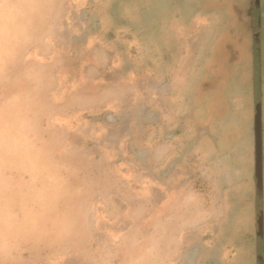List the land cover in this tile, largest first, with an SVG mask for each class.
<instances>
[{
  "label": "rangeland",
  "instance_id": "1",
  "mask_svg": "<svg viewBox=\"0 0 264 264\" xmlns=\"http://www.w3.org/2000/svg\"><path fill=\"white\" fill-rule=\"evenodd\" d=\"M244 5L245 23L262 12L263 65L264 0ZM139 15L128 0H0V264H264V72L210 156L148 163L112 86Z\"/></svg>",
  "mask_w": 264,
  "mask_h": 264
},
{
  "label": "crops",
  "instance_id": "2",
  "mask_svg": "<svg viewBox=\"0 0 264 264\" xmlns=\"http://www.w3.org/2000/svg\"><path fill=\"white\" fill-rule=\"evenodd\" d=\"M133 1L128 15L140 14V22L128 32V75L117 73L112 82L128 89V139L140 141L136 151L148 163L185 146L210 156L228 141L227 129L240 126L245 106L239 104L264 72L254 54L262 12L253 7L245 23L244 0ZM118 93L108 101H121ZM136 108L144 120L133 116Z\"/></svg>",
  "mask_w": 264,
  "mask_h": 264
},
{
  "label": "water",
  "instance_id": "3",
  "mask_svg": "<svg viewBox=\"0 0 264 264\" xmlns=\"http://www.w3.org/2000/svg\"><path fill=\"white\" fill-rule=\"evenodd\" d=\"M254 130H255V179L257 183V196L256 204L260 205V193H261V135H260V108L259 103L255 105L254 115ZM258 228L261 226V212L257 214Z\"/></svg>",
  "mask_w": 264,
  "mask_h": 264
}]
</instances>
